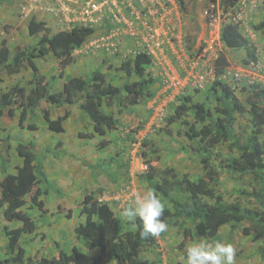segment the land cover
<instances>
[{
    "label": "rangeland",
    "instance_id": "374dc122",
    "mask_svg": "<svg viewBox=\"0 0 264 264\" xmlns=\"http://www.w3.org/2000/svg\"><path fill=\"white\" fill-rule=\"evenodd\" d=\"M174 2L179 8L178 14H174L177 19H173L175 16L172 10L167 12L174 27L164 28L162 41L146 67V73L154 79V94L123 113L114 111L119 124L109 133V138L104 137L109 139L106 145L100 146L99 141L103 137H77V132H89L91 123L73 105L54 107L41 101L35 116H29L22 125L18 121V112L11 120L0 116V154L5 159L6 170L13 171L21 162L14 150L17 142H33L37 160L48 180V193L39 196L46 208L44 216H40V210L30 201L29 196L22 207L23 211L31 214L37 226L34 239L26 242L30 235L20 238L28 254L52 256L60 248L69 250L72 245H78L90 254L94 253L74 233V227L84 221V216L79 212V203L85 193L91 192L109 202L120 217L119 212L126 206L131 193H142L148 189L146 182L139 180L137 175L148 171L150 164L173 168L177 173L188 174L193 179L202 174L203 168L198 158L188 149L182 125L167 124L166 120L173 113L181 95L188 94L194 100L213 105L209 88L215 79L214 63L219 54H224L228 60L225 72L219 78L231 85L240 99L244 101L241 89L246 84L260 81L264 85V29L252 27L264 19V0H237L236 5L227 12L216 7V0H184L185 8L181 7L179 0ZM170 4L173 5V2ZM80 7L81 0H0V39L6 38L12 50L16 46L26 48L34 44L40 34L34 36L28 33L27 23L32 16L43 21L50 33L70 29L74 24L85 25V22L78 21L81 17ZM230 19L239 25L241 32L256 47V62H245L247 57L243 49L227 47L221 41V23ZM85 26L94 31L78 49L72 51V61L63 67V76L84 77L99 69L109 81L121 83L124 73L115 68L129 58L139 42L130 35L121 33L117 49L94 48L89 42L105 35L109 23L104 17L97 19L95 15L94 21L87 20ZM35 62L46 80H54L51 78L53 76L57 78L53 90L60 89L63 78L57 77L61 71L58 60L50 53L36 58ZM196 71L203 75L201 86H195L188 76L190 72ZM0 79V92L14 84L28 86L32 71L26 65L19 73H3ZM45 108L55 117L67 109L70 116L64 124L70 133L49 132L42 117V110ZM30 122L37 125L35 130L25 127ZM247 123L248 114L237 120L238 126ZM166 127L172 130L171 135L166 133ZM261 140L264 141V131ZM145 141L151 143L150 148H157L158 151H151L148 145H144ZM219 150L227 155L228 144L220 145ZM101 160L109 164L102 168L92 167ZM125 161L128 163V170L124 166ZM114 172H118V178L109 176V173ZM2 176L0 168V179ZM219 179L217 190L226 199H236L243 205L258 206L256 202L236 193V189L251 186V178L221 173ZM37 186L43 188L44 184ZM18 224L6 220L3 207H0V254L6 250L4 227ZM248 225L244 221L233 231L230 225L222 226L219 230L220 241L231 243L235 247V264H264V255L259 251L264 246V238L254 240L252 233L244 231ZM155 238V244L143 248L142 254L159 264H183L185 248L203 239L186 237L182 229L171 225H168L167 232Z\"/></svg>",
    "mask_w": 264,
    "mask_h": 264
},
{
    "label": "trees",
    "instance_id": "16d2710c",
    "mask_svg": "<svg viewBox=\"0 0 264 264\" xmlns=\"http://www.w3.org/2000/svg\"><path fill=\"white\" fill-rule=\"evenodd\" d=\"M185 8L184 0H179ZM237 0H216V7L227 12ZM215 12V8L213 9ZM264 29V19L252 26ZM28 33L37 36V41L26 48L16 46L13 50L6 38L0 39V76L3 73L16 74L25 64L32 69L29 85L14 84L0 92V116L13 119L18 112L19 124H23L35 111L41 101L55 107L73 105L82 111L91 121V133L79 134L82 138H92L94 133L106 136L118 126V119L111 111L121 113L132 106L152 97L153 78L145 71L151 62V56L138 52L132 58L123 61L119 70L126 78L120 85L111 83L104 72L94 70L88 76L67 77L60 89L53 90L45 76L40 73L34 59L52 54L62 69L72 61V51L79 48L94 31L93 28L74 24L70 29L50 33L43 21L30 17L27 23ZM220 39L230 48L245 51L247 63L256 62V47L241 32L239 25L230 20L221 23ZM228 65L224 54H219L214 63V77L209 91L213 105L197 101L191 95H181L174 106L173 113L166 123H177L183 127L188 149L198 158L203 171L195 179L188 174H179L173 168H161L150 164L148 171L137 175L153 189L165 204L164 219L168 225L182 229L186 237H202L220 240L219 230L230 225L236 230L241 223L248 222L244 231L253 234V239L264 238V85L260 81L243 86L244 102L235 93L234 88L219 78ZM136 79H129L130 76ZM1 81V79H0ZM110 109L109 111L106 110ZM248 114V123L238 126L237 120ZM69 111L55 118L48 109L42 110L47 127L55 133L63 131V122ZM35 129L34 123L26 124ZM241 127V128H240ZM168 135L170 128H165ZM100 140V146L106 145ZM227 143L229 152L225 155L219 146ZM151 151L150 142H144ZM33 142L18 141L15 145L21 163L14 171H7L5 159L0 154V207L8 221H17L15 227H4L5 252L0 254V264H159L143 256V248L155 244L156 238H142L139 228H133L118 217L108 202L99 200L93 193H85L79 203V212L84 221L74 227L75 236L84 242L95 254H88L78 245L69 250L60 248L56 255H30L20 238L30 235L28 241L36 236V223L30 213L22 210L29 195L30 201L37 205L40 216L46 213L44 202L39 198L48 193L47 188L40 189L39 183H48L46 174L37 160ZM111 161V160H110ZM109 162H98L92 167L101 168ZM124 166L128 170V163ZM221 173L248 176L251 186L236 189L239 196L246 197L258 205H243L238 200L226 199L217 190ZM116 177L118 172L109 173ZM118 178V177H116ZM139 225V221H137ZM187 225V226H186ZM264 255V246L259 248ZM181 264V263H177Z\"/></svg>",
    "mask_w": 264,
    "mask_h": 264
},
{
    "label": "built area",
    "instance_id": "2783aa9c",
    "mask_svg": "<svg viewBox=\"0 0 264 264\" xmlns=\"http://www.w3.org/2000/svg\"><path fill=\"white\" fill-rule=\"evenodd\" d=\"M174 1L176 0H81V17L78 21L87 24V20L94 21L96 15L97 19L104 17L109 23L105 35L89 42L94 48L117 49L120 34L125 33L139 42L134 48L135 53L145 52L152 56L162 41L164 28L174 27V22L171 23L167 17L169 10H172L173 15L178 14L179 8ZM173 19H177V16ZM188 76L195 86L202 85L201 72H190Z\"/></svg>",
    "mask_w": 264,
    "mask_h": 264
},
{
    "label": "clouds",
    "instance_id": "9594fccd",
    "mask_svg": "<svg viewBox=\"0 0 264 264\" xmlns=\"http://www.w3.org/2000/svg\"><path fill=\"white\" fill-rule=\"evenodd\" d=\"M164 209V202L149 188L142 193L133 191L119 215L131 227L139 228L142 238H155L168 231L162 219ZM182 259L183 264H235L236 249L231 243L203 238L187 246Z\"/></svg>",
    "mask_w": 264,
    "mask_h": 264
},
{
    "label": "crops",
    "instance_id": "0c3cea01",
    "mask_svg": "<svg viewBox=\"0 0 264 264\" xmlns=\"http://www.w3.org/2000/svg\"><path fill=\"white\" fill-rule=\"evenodd\" d=\"M64 30V29H63ZM38 39V38H37ZM36 43V42H35ZM34 43V44H35ZM76 50V49H75ZM133 54V53H132ZM132 54L129 56V58H132L133 56H135V54H133V56H132ZM52 55V54H51ZM132 56V57H131ZM44 57V56H43ZM129 58H127L126 60H128ZM36 59V58H35ZM35 59H34V62H35ZM35 64H36V62H35ZM150 64V63H149ZM149 64H147V65H149ZM27 64H25L24 66H26ZM37 65V64H36ZM110 65V64H109ZM147 65H146V67H147ZM38 66V65H37ZM29 67V66H28ZM120 67V66H119ZM119 67H116L115 69L117 70V71H121V73L123 72L122 70H119ZM31 69V68H30ZM38 69H39V67H38ZM31 71H32V69H31ZM145 71H146V68H145ZM41 73V72H40ZM124 73V72H123ZM57 77L59 78V79H61V78H63L62 80H61V85H60V88H61V86H62V83H63V81L67 78L66 76H63V74L61 75L60 74V72L58 73V75H57ZM51 78H53L54 80H51V79H47L49 82H50V84H52L53 85V88L54 87H56V85H55V81L57 80V78L55 77V76H53V77H51ZM125 78H126V75H125V73H124V80H125ZM152 78V77H151ZM129 79H136V77L133 75V76H130L129 77ZM123 80V81H124ZM122 81V82H123ZM111 83H113V84H115V85H120L121 83H119V84H117V83H114L113 81H110ZM152 85V89H153V85H154V80H153V83L151 84ZM154 90V89H153ZM155 91V90H154ZM150 98V97H149ZM149 98H146L145 100H147V99H149ZM144 100V101H145ZM143 101V102H144ZM143 102H141V103H143ZM48 103V102H47ZM141 103H138V104H141ZM138 104H136V105H138ZM136 105H134V106H136ZM134 106H132L131 108H128V109H132ZM55 107V106H54ZM67 107V106H66ZM76 107V106H75ZM77 108V107H76ZM79 111H80V109L79 108H77ZM106 110H110V109H107V108H105ZM127 109V110H128ZM67 110V109H66ZM111 111L114 113V111L116 112V107H113L112 109H111ZM126 111V110H125ZM64 112V111H63ZM62 112V113H63ZM61 113V114H62ZM82 113L83 112H80V114L82 115ZM121 113H123V112H121ZM51 115V114H50ZM58 116V115H57ZM69 116H70V112H69ZM69 116L67 117L68 119H69ZM114 116H115V113H114ZM51 117H53V118H55V116H51ZM84 117H86V116H84ZM116 117V116H115ZM117 118V117H116ZM67 120V119H66ZM65 120V121H66ZM65 121L63 122V131L62 132H59V133H57V134H61V133H65V132H67V133H70L67 129H66V126H65ZM89 122L91 123V121L89 120ZM31 123V122H30ZM45 123H46V121H45ZM24 124H25V122H24ZM119 124V123H118ZM20 125H22V124H20ZM46 125H47V123H46ZM91 125H92V123H91ZM26 128H27V126H25ZM118 127V126H117ZM116 127V128H117ZM37 128V125H35V129ZM28 129V128H27ZM35 129H30V130H35ZM46 129L49 131V132H51V133H55V132H53L52 130H50L47 126H46ZM115 130V129H114ZM113 131V130H112ZM111 131V132H112ZM92 131H91V127H90V130H89V132H83V133H91ZM111 132H109V133H111ZM79 134H82V132H77V137L78 138H82L81 136H79ZM109 134H106V136H108ZM93 137H98L99 139L101 138V137H105V136H102V135H99V134H97V133H94L93 134ZM107 138H109V136L107 137ZM107 138H105L104 140H106V142L107 141H109V139H107ZM84 139H86V138H84ZM101 140V139H100ZM100 142V141H99ZM15 148V147H14ZM15 150V149H14ZM15 154H16V156L18 157V158H20L18 155H17V153H16V150H15ZM37 155V154H36ZM21 163V162H20ZM19 163V164H20ZM98 162H95V164H97ZM95 166V165H94ZM95 168H98V167H95ZM102 168V167H101ZM14 171V170H13ZM40 184V183H39ZM42 184H44V187H46L47 188V191L49 190L48 189V183H42ZM38 187V186H37ZM43 187V188H44ZM38 188H40V187H38ZM43 188H40V189H43ZM27 196H29V195H27ZM26 196V197H27ZM26 197H25V199H26ZM98 197V196H97ZM99 198V200H103V199H101L100 197H98ZM30 199V198H29ZM103 201H106V200H103ZM107 202V201H106ZM25 204H26V202H25ZM24 204V205H25ZM34 204V203H33ZM108 204H109V202H108ZM110 205V204H109ZM37 206V205H36ZM23 207V206H22ZM4 208V207H3ZM112 208V207H111ZM114 211V210H113ZM115 213V212H114ZM116 214V213H115ZM11 222V221H10ZM15 222H17V221H15ZM19 223V222H18ZM19 225V224H18ZM13 227H15V226H13ZM36 228H37V226H36ZM36 231V230H35ZM31 237V236H30ZM90 250V249H89ZM92 251H94V253L93 254H95L96 253V251L95 250H92ZM86 253H88V252H86ZM88 254H90V253H88ZM92 254V255H93Z\"/></svg>",
    "mask_w": 264,
    "mask_h": 264
}]
</instances>
